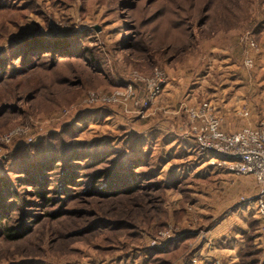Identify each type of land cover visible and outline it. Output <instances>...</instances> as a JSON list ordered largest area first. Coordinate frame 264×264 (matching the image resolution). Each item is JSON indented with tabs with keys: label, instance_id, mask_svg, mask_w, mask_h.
<instances>
[{
	"label": "rangeland",
	"instance_id": "rangeland-1",
	"mask_svg": "<svg viewBox=\"0 0 264 264\" xmlns=\"http://www.w3.org/2000/svg\"><path fill=\"white\" fill-rule=\"evenodd\" d=\"M7 4L22 14L15 19L0 10V59L7 57L0 81V178L18 196L1 209L9 219H0V264H201L198 251L205 247L216 264H264V220L256 208L246 210L255 205L241 203L259 192L258 183L256 194L237 192L233 204L222 205L223 183L192 177L203 157L181 135L182 126L195 124L189 110L211 103L209 85L225 74L221 60L232 64L230 73L242 75L250 97L264 86V0ZM39 35L69 38L82 56L43 55L26 68L22 56L12 53L20 40ZM157 70L165 83L150 97L148 83ZM108 94L119 99L104 103ZM254 112L258 125L264 123L262 110ZM76 150L103 161L90 164L92 157L81 154L73 159ZM140 155L146 167L126 165ZM39 160L51 166L45 171L47 204L34 195L38 187L19 180L21 167ZM115 169L131 171L137 191L109 192L106 175ZM71 174L72 184L60 189ZM232 176L228 186L254 179ZM90 187L95 192L88 193ZM232 214L234 228L227 230L235 240L232 251L224 252L207 230ZM21 221L30 225L27 235L7 239L4 228ZM163 232L172 238L154 247ZM178 242L174 252L160 254Z\"/></svg>",
	"mask_w": 264,
	"mask_h": 264
},
{
	"label": "built area",
	"instance_id": "built-area-1",
	"mask_svg": "<svg viewBox=\"0 0 264 264\" xmlns=\"http://www.w3.org/2000/svg\"><path fill=\"white\" fill-rule=\"evenodd\" d=\"M252 65V61L246 62ZM163 72L157 70L155 77L149 83L150 97L157 96L165 83ZM131 89V87L129 86ZM92 101L97 100L92 96ZM117 94L104 95V103L117 102ZM212 104L202 102L195 110H189L193 119L191 126L181 127V135L193 140L199 148L202 157L208 155L209 163L225 168L237 175H252L259 185V192L255 196L242 199V204L256 207V214L264 220V123L257 128L243 127L229 132L223 128L221 118L214 112ZM168 233V234H167ZM162 239L153 242L154 247H162V243L172 238L169 232H163Z\"/></svg>",
	"mask_w": 264,
	"mask_h": 264
},
{
	"label": "crops",
	"instance_id": "crops-1",
	"mask_svg": "<svg viewBox=\"0 0 264 264\" xmlns=\"http://www.w3.org/2000/svg\"><path fill=\"white\" fill-rule=\"evenodd\" d=\"M219 65H221V69L224 70V73L226 75L221 74L222 76L218 78L216 82L212 81V83L210 84L211 86L209 85L210 89L208 91L210 96L206 100H211L210 102L214 104L215 110L222 117L223 128L226 131L232 132L233 130H236L243 126L258 125L254 110H256V108L259 111L262 110L263 113L261 115L264 117V86L259 88V92L256 98L250 97L248 88L243 85L242 75L238 73H230L232 64H230L226 60L225 62L221 60V63H219ZM215 67H217V65ZM205 78H208V74ZM261 83H263L264 85V78ZM193 90L195 92L196 89ZM191 91H188L189 94H191ZM243 108H246L247 111L244 115H241V111L243 110ZM262 116L257 114V118ZM184 140H186L187 143H190L189 146L193 148V140ZM208 159V156H206L198 161L199 163L195 165V167H193L194 174L192 177L201 178L202 181L209 180V182L211 183L222 182L223 186L222 188H220V190L224 189V192L220 193L221 197H219L224 200H222V205H227L229 207V205L233 204L237 192H246L248 194L257 193L258 187L255 179L253 178L243 179L239 186H228V182L233 180L230 178L233 177L232 174L227 172L226 169L210 166L208 163ZM199 164H201V166H199ZM220 190L214 188V193L217 194V192H220ZM251 207L254 208V210L256 208L255 206H247L246 210L250 211L252 209ZM235 215H228L230 217H226V219H220L218 223L213 225V227L211 226L207 230L208 234H210L211 237H215L216 242H218V244L221 246V251H232V241L235 239L234 234L232 233L233 231L227 230V225H229L231 222L234 223L233 221L235 220ZM231 226L232 228H230ZM233 228L234 224H230L229 229ZM228 241L229 246L227 245ZM198 253H200V261L202 259L201 264L205 263L204 261H207L206 264H216L212 262V254L214 253L212 250L210 252H206V247L200 248Z\"/></svg>",
	"mask_w": 264,
	"mask_h": 264
},
{
	"label": "trees",
	"instance_id": "trees-1",
	"mask_svg": "<svg viewBox=\"0 0 264 264\" xmlns=\"http://www.w3.org/2000/svg\"><path fill=\"white\" fill-rule=\"evenodd\" d=\"M62 1H66V0H62ZM7 3H9V0H0V10L3 12L2 15L13 14V16H15L14 18L16 19L17 15L22 14L21 12L22 10H19V9L10 10V4H7ZM9 11H13V12H9ZM11 19L9 18L8 20H11ZM15 19L13 20L16 21ZM19 42H20L19 44L20 48L17 50L18 53L13 52L12 56L20 54L19 56H22L20 64L26 66V68H29L32 65L35 66V60L37 61L43 55L44 56L52 55V57H55L56 55L62 56L64 54L65 57L71 56L73 58L82 56V53L80 52L79 48H73L74 46L72 42L69 41V38L68 39L67 38L53 39V38H47L43 35H39V36L32 37V38H24L20 40ZM30 55H33L36 58L35 59L30 58ZM60 59H65V58H60ZM6 60H7V57L5 56L3 59H0V81L3 78L2 75H3V72L5 71L4 64ZM77 151L79 150H76L75 152H73V155H75L73 159H75L76 157L78 158V156L82 153L81 151L83 150H80L79 152ZM66 153H68V156H67L68 159L72 158L71 156H69L68 151ZM82 155H85V157H83ZM206 156L208 155H205L204 157ZM81 157H83L84 159H88V158L90 159V157H92L91 158L92 163L90 164L103 161L102 158H100V156H93L89 152H86V151L84 152V154H81ZM133 159L131 157V159L128 162H126L127 163L126 165L129 166V168H131L132 165L135 166L137 164L138 166H144V167L148 165V163L142 159L141 155L139 156V160H133ZM118 161L123 163V160H118ZM50 167L51 166L49 165L48 162H46V160L33 161L32 163H28L27 166L21 167V173H23L22 175H24V178L19 179L20 181L23 182L22 184H28L34 187H38L37 190L34 191V195L42 199L45 202V204L51 202V198L48 197L49 192L48 190H46V187H45L46 183L48 182L47 178L45 177V171L50 170ZM126 170L123 172V174H120V172H118L117 169L113 171H109L107 173L106 175V179L108 180L107 190L109 192L113 191V194H115V193H126L130 191H137L138 186H139L138 179H136L135 175L132 174L131 171L127 170L126 172ZM100 174L102 173L99 172L97 174L96 179H98V176ZM105 174L106 173H104L103 175ZM73 176L74 174L70 175V179L68 180V182L63 181L60 184L61 186L60 189H64L65 185L67 184H72L71 180ZM91 188L92 187L89 188L90 190H88V193L95 192V190ZM15 196H18V194L13 190L11 182L6 180V178H0V210L2 208H5V209L10 208L11 207L10 204L6 205V199L7 198L13 199L15 198ZM16 209H13V211H16ZM21 210L22 212L23 211L25 212V208L24 209L21 208ZM5 212L6 210L4 211L1 210L0 219H2V216H4L3 213ZM5 218L7 221V219H9V216H4L3 219ZM29 227L30 225L26 224V222L24 221H21L19 224L15 225L14 227H11V226L5 227L3 233H5L6 235L5 237L7 239L15 241L27 235V233L30 230ZM179 247H181L179 242L177 243V246H174L172 248L169 246H166L164 249L160 250V254L168 255L171 252H174ZM159 257L157 259L154 258V261L158 260Z\"/></svg>",
	"mask_w": 264,
	"mask_h": 264
}]
</instances>
